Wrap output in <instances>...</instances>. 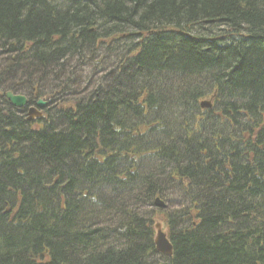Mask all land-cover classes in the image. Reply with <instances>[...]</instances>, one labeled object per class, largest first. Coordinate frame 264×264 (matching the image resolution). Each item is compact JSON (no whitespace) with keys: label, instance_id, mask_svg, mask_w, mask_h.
I'll use <instances>...</instances> for the list:
<instances>
[{"label":"trees","instance_id":"obj_1","mask_svg":"<svg viewBox=\"0 0 264 264\" xmlns=\"http://www.w3.org/2000/svg\"><path fill=\"white\" fill-rule=\"evenodd\" d=\"M0 264H264V0H0Z\"/></svg>","mask_w":264,"mask_h":264},{"label":"rangeland","instance_id":"obj_2","mask_svg":"<svg viewBox=\"0 0 264 264\" xmlns=\"http://www.w3.org/2000/svg\"><path fill=\"white\" fill-rule=\"evenodd\" d=\"M114 56L112 53L101 51L94 59L84 58L74 60L73 68L70 69L65 78L70 80L68 83L70 91L64 92L63 96H66L67 99L81 98L102 84L104 82L102 78L112 68L113 63L115 64L118 61L121 55H117L116 58ZM162 199L167 204L165 211L155 206L144 207V205L141 210L146 217H152L154 226L161 223L162 230L167 232L165 213L169 214L182 210L183 206L188 205V200L184 192L178 189L171 191L167 198ZM161 261L164 262L163 260Z\"/></svg>","mask_w":264,"mask_h":264},{"label":"water","instance_id":"obj_3","mask_svg":"<svg viewBox=\"0 0 264 264\" xmlns=\"http://www.w3.org/2000/svg\"><path fill=\"white\" fill-rule=\"evenodd\" d=\"M212 22V21H211ZM7 100L10 102L11 106L15 108H26L29 105V100L25 95H19L14 94L13 92H7L5 94ZM48 106V102H45L43 100H39L35 107H31L28 110V122L41 120L44 118L43 111ZM202 108H211L212 105L210 102H203L201 104ZM155 206L164 209L166 207L165 203L160 199L157 198L155 200ZM157 234L155 237V247L158 253L166 256H172L173 255V247L171 242L168 239V236L163 230L161 229V225L157 224Z\"/></svg>","mask_w":264,"mask_h":264}]
</instances>
